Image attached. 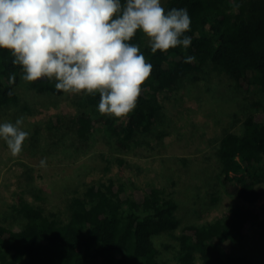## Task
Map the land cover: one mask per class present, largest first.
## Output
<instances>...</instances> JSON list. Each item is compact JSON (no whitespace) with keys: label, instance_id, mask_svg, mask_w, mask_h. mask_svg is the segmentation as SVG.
Here are the masks:
<instances>
[{"label":"trees","instance_id":"1","mask_svg":"<svg viewBox=\"0 0 264 264\" xmlns=\"http://www.w3.org/2000/svg\"><path fill=\"white\" fill-rule=\"evenodd\" d=\"M162 6L166 11L187 9L191 30L184 35L191 45L153 54L137 32L130 43L139 45L152 72L134 111L120 119L81 113L73 118L80 138L99 124L119 147L131 146L137 132L149 133L154 127L162 107L160 94L177 89L180 81L205 66L228 77L236 89L264 90V0H164ZM187 56H195V62L185 63ZM12 74L15 83L9 85ZM20 74L10 54L0 51V110L18 104ZM29 85L40 93L62 94L54 80ZM85 102L97 109L98 94L86 95ZM252 106L255 110L243 120L240 132H225L216 149L225 193L244 204L211 222L181 226L178 203L166 187L91 182L67 200L66 219L19 197L13 208L23 223L18 230L0 224V264H168L160 261L154 243L163 235L175 241L165 247L175 250L179 264H258L245 253L249 225L257 224L264 239V106Z\"/></svg>","mask_w":264,"mask_h":264},{"label":"rangeland","instance_id":"2","mask_svg":"<svg viewBox=\"0 0 264 264\" xmlns=\"http://www.w3.org/2000/svg\"><path fill=\"white\" fill-rule=\"evenodd\" d=\"M21 76L19 102L0 110V123L23 118L30 135L18 156L0 140L1 225L21 227L23 218L13 208L19 197L66 219L68 199L82 194L91 182L110 180L172 189L181 226L211 222L244 204L225 193L216 149L225 132H240L243 120L255 110L253 103L264 106V90L236 89L228 77L205 66L180 81L177 89L162 92L154 127L149 133L137 132L131 146L121 148L103 125L94 126L85 139L77 135L74 117L99 115L86 105V95L40 93ZM154 243L161 262L179 264L175 250L165 247L176 244L171 237H156ZM245 253L264 264V239L257 224L248 227Z\"/></svg>","mask_w":264,"mask_h":264},{"label":"clouds","instance_id":"3","mask_svg":"<svg viewBox=\"0 0 264 264\" xmlns=\"http://www.w3.org/2000/svg\"><path fill=\"white\" fill-rule=\"evenodd\" d=\"M190 26L186 8L166 11L161 0H0V51L10 54L21 79L54 80L67 94H98V113L117 119L134 111L152 72L139 45L130 43L137 32L153 54L166 53L191 45L184 35ZM23 124V118L0 123V140L13 156L30 135Z\"/></svg>","mask_w":264,"mask_h":264}]
</instances>
